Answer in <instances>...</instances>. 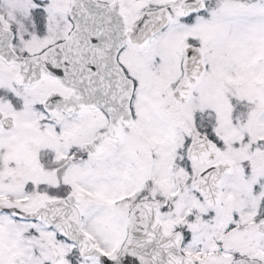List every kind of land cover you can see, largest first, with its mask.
<instances>
[{
	"label": "snow or ice",
	"instance_id": "6c2138e0",
	"mask_svg": "<svg viewBox=\"0 0 264 264\" xmlns=\"http://www.w3.org/2000/svg\"><path fill=\"white\" fill-rule=\"evenodd\" d=\"M0 264H264V0H0Z\"/></svg>",
	"mask_w": 264,
	"mask_h": 264
}]
</instances>
